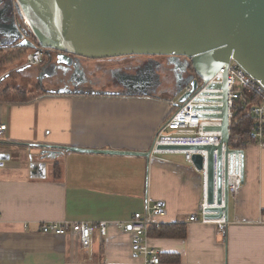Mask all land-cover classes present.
Listing matches in <instances>:
<instances>
[{
  "label": "crops",
  "instance_id": "0c3cea01",
  "mask_svg": "<svg viewBox=\"0 0 264 264\" xmlns=\"http://www.w3.org/2000/svg\"><path fill=\"white\" fill-rule=\"evenodd\" d=\"M167 95L41 88L31 100L0 101V152L9 154L0 165V264H146L120 223L154 203L162 208L156 224L185 228L183 237L149 233L157 264H264V147L256 143L244 148L243 181L229 195L224 230L189 220L202 201L203 178L182 153L42 154L48 148L40 145L149 151L176 109ZM54 220L108 225L103 235L94 230L85 248L75 233L39 231L38 223Z\"/></svg>",
  "mask_w": 264,
  "mask_h": 264
},
{
  "label": "water",
  "instance_id": "95a60500",
  "mask_svg": "<svg viewBox=\"0 0 264 264\" xmlns=\"http://www.w3.org/2000/svg\"><path fill=\"white\" fill-rule=\"evenodd\" d=\"M17 12L25 18L33 39L17 26L8 42L20 48L54 50L56 62L65 65L71 55L105 58L122 55H168L174 69L185 71L175 59L188 58L191 72L178 74L179 92L190 81L191 90L178 97V106L230 59L236 61L264 87V0H15ZM27 30V29H26ZM226 75V74H225ZM196 78H193V77ZM219 125H205L203 131L219 132L217 144L161 145V149H195L194 168L205 175L208 218H228V182L240 157L243 181L244 150L229 145L230 122L227 86L224 80ZM54 157L60 150L133 154L149 157L150 150L83 149L45 146ZM9 154L0 152V165ZM237 171V169H236ZM160 205V204H159ZM161 206V205H160Z\"/></svg>",
  "mask_w": 264,
  "mask_h": 264
},
{
  "label": "built area",
  "instance_id": "2783aa9c",
  "mask_svg": "<svg viewBox=\"0 0 264 264\" xmlns=\"http://www.w3.org/2000/svg\"><path fill=\"white\" fill-rule=\"evenodd\" d=\"M23 22L26 23L25 18ZM29 32V31H28ZM30 33V32H29ZM44 58V49L36 47L26 55L25 63L22 67L39 65ZM226 74V75H225ZM193 78H196L195 76ZM226 82L227 86V107L229 122L232 117V109L234 102L240 99L244 91L251 93L256 102L251 106V113L254 115V124L251 128V137L253 141L260 147H264V87L252 76H250L236 61L230 59L228 65L222 66L210 79L206 82H198L197 87L187 97L186 102L178 106V100L172 101L171 105L176 106L165 120L163 126L157 131L154 143L150 150L151 153H182L186 162L191 164V155L200 153L203 156V165L206 161V152L195 149H161V145H198L194 140L204 136L207 133L211 134V138L219 140V132L203 131L205 125H219L221 119L216 117L221 113L217 107H221V99L223 90L219 86ZM190 81L182 87L179 96L191 90ZM178 96V97H179ZM205 98L208 101H200L198 99ZM6 125L0 123V134L5 131ZM170 130V132H167ZM240 158V157H239ZM242 185L241 172L236 171L229 175L228 191L229 195H235ZM205 175H203V197L198 205V212L189 216L190 221H200L202 223H215L220 230H224L227 221L224 217L208 218L205 215L208 213L206 203ZM162 214V208L159 203H154L146 208L145 213L136 212L126 221L120 223L123 230L133 234V248L136 255L143 258L146 264H157L159 257L157 252L146 244L149 229L156 224L155 216ZM107 221H68L54 220L43 221L38 223L39 231L42 233H52L55 235H65L72 232L79 236L81 245L88 248L91 245V236L94 230L100 231L103 235L106 232Z\"/></svg>",
  "mask_w": 264,
  "mask_h": 264
},
{
  "label": "rangeland",
  "instance_id": "374dc122",
  "mask_svg": "<svg viewBox=\"0 0 264 264\" xmlns=\"http://www.w3.org/2000/svg\"><path fill=\"white\" fill-rule=\"evenodd\" d=\"M19 24L22 28L26 27L22 19H19ZM30 50L27 51L29 53ZM22 58V62L9 63L0 67V77L4 78L1 82V86L10 84L12 86H20L24 89H34L39 85L40 88L48 89L52 88L54 90H63L64 79L69 75L64 73L56 67V59L53 57L46 60L43 64L26 66L22 69H19L18 66H21L22 63H25L26 55ZM85 63H90V70L84 68L80 71V74L83 76L84 83H90L92 89L99 91H118L119 88H124L128 93H143V94H153L154 96H170L173 95V99H178L179 96V87L175 82L173 76L169 74L166 78L161 75L159 77L156 74L150 73L148 70H144L140 74L136 72L125 73L121 70H100L94 63V59H85ZM97 64H107L108 66H113L109 60L95 59ZM82 64L84 62L81 59ZM79 65V61H77ZM86 67V66H85ZM21 68V67H20ZM18 70L19 72L15 74L14 77H5L4 74L9 72H14ZM136 73V74H135ZM33 80V82H32ZM139 80V81H138ZM97 84V86H95ZM121 90V89H120ZM168 99H171V97ZM166 100V99H165ZM167 102V101H166ZM170 132V130H167ZM179 157V155H177Z\"/></svg>",
  "mask_w": 264,
  "mask_h": 264
},
{
  "label": "flooded vegetation",
  "instance_id": "af4514ba",
  "mask_svg": "<svg viewBox=\"0 0 264 264\" xmlns=\"http://www.w3.org/2000/svg\"><path fill=\"white\" fill-rule=\"evenodd\" d=\"M19 19H21V17L17 12L15 0H0V49L6 48L7 50H14L17 47L14 46V42H8L7 39L11 37V35L9 36V33H12L17 26H20L18 21ZM24 25L26 26V23H24ZM22 31L24 36L33 39L31 33L28 32L29 30L27 26L24 27ZM45 53L47 55L46 60L53 57L56 59V51L46 49L44 55ZM81 59L84 62V65L82 64ZM85 59H87V57L71 55L70 61L65 65H60L56 62L57 69L64 73L69 72V75L64 79L65 84H63V91L80 94L99 92V90L92 89V85L90 83L83 82V76L80 74V71L84 68H86V70H90V63L88 62V64H86ZM91 59H94L95 65L100 70L116 71L118 69L125 73H131L130 71H133L132 73L136 72L137 74H140L144 70H148L150 73L156 74L159 77L163 75L166 78V76L169 74L170 76L174 77L176 83L178 81V74H181L182 79H184L185 76L191 72L189 66L190 62L188 58L184 56H178L175 60L182 66H185V71L174 69V64L172 63L173 58L168 55H122L116 57L97 58V60H109L107 62H110V64L113 66H108L107 64L101 63L97 64V61H95L96 58ZM77 61H79V65L77 64ZM18 68L22 69L23 67L18 66ZM18 72L19 71L16 70V73ZM8 75L9 72L4 74L5 77ZM95 86H97V84ZM118 91L123 92L125 89L119 88Z\"/></svg>",
  "mask_w": 264,
  "mask_h": 264
},
{
  "label": "trees",
  "instance_id": "16d2710c",
  "mask_svg": "<svg viewBox=\"0 0 264 264\" xmlns=\"http://www.w3.org/2000/svg\"><path fill=\"white\" fill-rule=\"evenodd\" d=\"M30 48L16 47L14 50H7L6 48L0 49V67L9 63L22 62V58L25 56ZM46 52V49H44ZM47 55L45 53L43 63L46 61ZM42 63V64H43ZM2 69L0 68V71ZM16 71L11 72L7 77L15 78ZM0 81V101H26L35 98L41 88L39 85L34 91H26L20 87H15L10 84L1 86ZM43 91V90H42ZM256 102L254 96L244 91L240 99L234 102L232 109V117L230 120L229 131V145L232 148H238L244 150L247 143L253 141L251 137V128L254 124V115L251 113V106ZM175 111V109H173ZM172 111V112H173ZM151 235L158 236H176L183 237L185 235V228L178 224H155L149 229ZM166 260H172L169 256Z\"/></svg>",
  "mask_w": 264,
  "mask_h": 264
},
{
  "label": "bare ground",
  "instance_id": "6f19581e",
  "mask_svg": "<svg viewBox=\"0 0 264 264\" xmlns=\"http://www.w3.org/2000/svg\"><path fill=\"white\" fill-rule=\"evenodd\" d=\"M198 100H200V101H208L209 99L200 98ZM218 141H219L218 139L215 140V139L211 138V134L210 133H207L204 136L194 140V143H197L198 145L199 144H207V143L217 144ZM236 169L241 172V160H240V158H238L236 164H235V159L233 158V172H232V174L236 172Z\"/></svg>",
  "mask_w": 264,
  "mask_h": 264
}]
</instances>
